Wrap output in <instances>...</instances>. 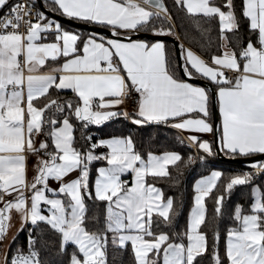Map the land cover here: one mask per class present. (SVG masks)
Masks as SVG:
<instances>
[{
	"label": "snow or ice",
	"instance_id": "6c2138e0",
	"mask_svg": "<svg viewBox=\"0 0 264 264\" xmlns=\"http://www.w3.org/2000/svg\"><path fill=\"white\" fill-rule=\"evenodd\" d=\"M174 3L188 16L208 23L204 28L199 19L196 22L202 39L211 32V21L218 19L221 54H212L211 63L183 44L174 45L176 58H169L167 42L160 37L173 36L178 41L179 35L163 0H51L47 5L51 12L99 25L111 34L92 33L86 39L45 11L34 12L35 0L11 6L9 0H0V9L8 8L0 17V244L8 240L13 212L20 218L17 234L25 227L29 233L27 250L17 245L11 255L5 251L0 264H42L40 248L47 241L43 231L34 232L41 225L58 235L59 252L74 246L67 264H108L109 243L120 249L130 243L135 264H161V253L162 264H201L205 255L212 264H264V192L252 185V172L225 177L213 169L201 176L194 184L186 231L172 234L181 242H170L169 235L159 229L174 227V199L165 198L162 189L146 178H170L169 166H188L193 157L149 151L145 159L130 134L93 141L82 131L88 143L76 146L72 118L87 129L122 117L134 125L155 122L216 135L219 151L233 158L264 157V0H242V17L256 36L255 42L250 36L246 44L239 35L234 0ZM141 31L156 39H134ZM226 33L232 34L231 40ZM50 35L51 42H42ZM49 61L54 66L41 73ZM180 71L188 79L178 76ZM197 77L209 85L189 82ZM50 90H71L78 100L52 98L39 106ZM133 91L137 94L134 110H121ZM213 103L221 118L215 130L210 122ZM38 136L44 139L37 144ZM188 139L207 156L215 155L210 141L196 134ZM98 148L107 151L97 153ZM29 156L36 158L31 180ZM199 159L203 162L205 157ZM99 161L105 164L95 169L93 181L91 165ZM249 166L256 174L264 173V159L253 160ZM73 173L75 178L66 179ZM125 174H131L130 183L122 179ZM50 180L59 188H50ZM245 185H252L250 209L246 213L239 203L234 206V226L226 230L221 254L219 225L211 243L201 230L206 223V198H214L219 220L225 194ZM86 201L105 205L103 226L97 230L86 226ZM92 219L100 224L98 216Z\"/></svg>",
	"mask_w": 264,
	"mask_h": 264
},
{
	"label": "trees",
	"instance_id": "16d2710c",
	"mask_svg": "<svg viewBox=\"0 0 264 264\" xmlns=\"http://www.w3.org/2000/svg\"><path fill=\"white\" fill-rule=\"evenodd\" d=\"M164 2L176 25L175 31L178 32L186 46L192 48L194 51L209 61H211L212 54H221V50L218 47L220 43L218 19L211 21V32L208 34L207 39H202L199 33L196 31V22L199 17L194 18L188 16L185 10L175 5L174 0H164ZM215 2L217 4H221L223 0H215ZM234 3L236 14L240 23L239 35L242 38V42L246 44L250 36L253 42H255V34H250L248 30V21L246 18L242 17V0H234ZM199 22L204 28L209 27L208 23H206L204 20L199 19ZM60 23L66 28L77 29L65 23ZM166 26L167 25H165V27ZM156 27H160V25L157 23ZM78 30L85 33H92L82 29ZM226 35H228L231 40L232 34L226 33ZM208 41H211V44L210 46L205 47ZM167 46L169 58L175 60L176 55L174 45L171 42H167ZM230 46L234 45L230 44ZM238 51L239 49L237 48V52ZM177 75L183 78L180 72H178ZM50 92V96L41 98L38 101L39 106H43V104L46 103L48 99L52 98H59L61 100L72 99L74 103L78 100L72 91L61 90L59 93H57L56 91L50 90ZM211 107L212 105L210 106V118L212 119ZM71 122L75 125L74 136L77 141L76 146L80 148H83L88 143L86 140L82 139V131L84 135L90 134L93 138V141H96L100 138L111 137L113 135L127 136L130 134L134 141L135 149L141 153L145 159L147 158V153L149 151L153 152L154 154H160L165 151H176L181 154L183 159H187L189 155L193 157L194 162L188 166H181L179 168L175 166H169L170 178L148 177L147 179V182L153 183L162 189L165 198L170 196L174 199V207L177 211V216L174 220V227H164L161 225V228L159 229L169 235L170 242L180 241V239L172 235L173 232L182 233L186 231L187 220L194 204V183L198 178L209 174L213 169L222 171V173L225 174V177L234 173H242L244 171L251 172L248 165H239L219 161L216 156L215 146V155L213 156H207L200 150L193 149L186 143L185 139L178 131L164 125L155 124L137 126L129 123L122 117L107 121L101 126L90 125L87 129H82V126L74 118L71 119ZM96 152H105V148H98ZM200 156L205 157L203 162L199 159ZM102 163L105 162H93L91 165V179L93 181L96 175L95 169L98 168V166ZM252 185L260 186L262 192H264V173H262L260 177L254 176ZM252 185L236 186L230 193L225 194V200L223 201V216L219 220L215 218L214 214V198H206V223L205 225H202L201 230L207 234L209 243H211L216 226L217 224L219 225V247L221 254H223L225 247L226 230L229 227L234 226V221L231 219L234 206L239 203L243 206V209L246 213L250 209V204L253 199L251 196ZM214 193L219 194V192L215 190ZM86 204L88 209L87 216L89 217L88 221L86 222V226L89 230H97L103 226L105 205L103 203H94L92 201H86ZM94 216L99 217L100 224H97L96 221L92 219ZM38 231H43L44 239L47 241V246L40 248V258L42 264H67L69 255L74 250V246H68L67 252L61 253L59 252V237L57 234L49 231L45 225H41L40 229H34V232ZM28 235L29 233L27 231V227H25V229L11 244L9 255H11V251L17 247V245L24 247L25 251L27 250L26 243ZM110 235L111 234H109V237ZM183 241L187 242L186 237L183 239ZM38 247L40 246L38 245ZM107 262L108 264H135L134 254L132 253L130 243L124 249H120L118 246H112L111 243H109L107 250ZM201 264H212V261L208 255H205Z\"/></svg>",
	"mask_w": 264,
	"mask_h": 264
},
{
	"label": "water",
	"instance_id": "95a60500",
	"mask_svg": "<svg viewBox=\"0 0 264 264\" xmlns=\"http://www.w3.org/2000/svg\"><path fill=\"white\" fill-rule=\"evenodd\" d=\"M39 7L41 8L42 11H45V13L47 15H49L50 17L56 19L59 22L65 23L67 25L73 26L77 29H82V30H86L92 33H98L101 35H107L110 36V32L108 29L102 28L99 25H94V24H87L83 21H78V20H73L70 19L68 17L62 16L61 14H58L56 12H51V10L45 5L43 0H36ZM164 2V0H163ZM165 3V2H164ZM166 5V4H165ZM135 38H140V39H147V40H154L156 39V37H154L150 32H143L141 31L140 33H138L136 36L133 37ZM160 39L165 40L166 42H171L173 45H178L181 44L180 40H176L175 37L173 36H164V37H160ZM175 48V55L178 51V49L176 47ZM181 76L183 77V79H188L187 77L183 76L182 71H180ZM189 82L192 83H196L200 86H208L209 82L201 79L199 77H197L195 80H189ZM212 121H213V127L214 130L220 125V119H219V111H218V105L216 103L212 104ZM218 137L216 135H214V146H215V150H216V156L217 159L219 161H223V162H228V163H234V164H239V165H250V163L253 160H258V159H264V157L261 156H256V157H241V156H236V157H230V156H226L223 152L219 151V145L217 143Z\"/></svg>",
	"mask_w": 264,
	"mask_h": 264
},
{
	"label": "crops",
	"instance_id": "0c3cea01",
	"mask_svg": "<svg viewBox=\"0 0 264 264\" xmlns=\"http://www.w3.org/2000/svg\"><path fill=\"white\" fill-rule=\"evenodd\" d=\"M44 1V3H45V5L47 6V4H51V0H43ZM78 21H80V20H78ZM59 22V21H58ZM64 27V26H63ZM65 29H67V30H69V31H72V32H74V33H79V34H81V36L83 37V38H87V36L88 35H90V34H92V33H85V32H82V31H80V30H78V29H73V28H66V27H64ZM54 39V37H52L51 35L47 38V40L46 41H42V42H51L52 40ZM184 46V45H183ZM185 48H187V49H191L194 53H196L197 55H199V56H201L200 54H198L196 51H194L192 48H190V47H188V46H184ZM202 57V56H201ZM205 61H207L208 63H211V61H209V60H206L204 57H202ZM60 63H62V60H60L59 61ZM54 65H53V63L52 62H48L47 63V67L46 68H43V69H41V73H43V72H45V71H48V69H50L51 67H53ZM41 73H36V74H41ZM123 74V73H122ZM25 75H27V73H25ZM57 76L59 75L58 73L56 74ZM227 75L228 76H230L228 73H227ZM66 91H71V90H66ZM120 109L121 110H123V105H121L120 106ZM219 111V110H218ZM219 119H220V124H221V118H220V115H219ZM210 122L213 124V121H212V119L210 118ZM164 125V126H167V127H170V128H172V129H174V130H176V131H178L182 136H183V138L185 139V141H186V143L189 145H191V142L189 141V139H188V137L190 136V135H192V134H196V135H198V136H200V137H202L203 139H205V140H208V141H210L212 144H213V150H214V135L213 134H199V133H190V132H188V131H183V130H178V129H175L174 127H171L170 126V124L169 125H165V124H163V123H155V122H150V123H146V124H143V125H137V126H147V125ZM107 138H110V137H107ZM42 139H44V137L43 136H38V137H36V141H37V144L39 143V141L40 140H42ZM197 147V146H196ZM107 151V149L105 148V152ZM137 151V150H136ZM201 152H203L202 150H200ZM160 154H162V153H160ZM36 164V158H35V156H29V158H28V160H27V177H28V179L29 180H31V178L35 175V171H34V165ZM105 163H102V164H100L98 167H100V166H102V165H104ZM217 170V169H216ZM210 174V173H209ZM209 174H207V175H209ZM75 175H76V173H73V174H71L70 175V177H68V178H66V179H70V178H75ZM96 175H97V173H96ZM95 175V176H96ZM206 176V175H205ZM126 177H128L129 178V183L131 182V179H132V177H131V174H125L123 177H122V179H124V178H126ZM94 179H95V177H94ZM146 179H148V177L146 178ZM199 179V178H198ZM197 179V180H198ZM196 180V181H197ZM195 181V182H196ZM195 184V183H194ZM156 186V185H155ZM49 187L50 188H52V189H58L59 188V184L56 182V181H54V180H50L49 181ZM158 187V186H157ZM26 195H30V193H26ZM9 197V196H8ZM12 197H9V199H11ZM155 215V214H154ZM190 215V214H189ZM12 218H13V227L9 230V232H8V240L7 241H5L4 242V252H3V254L5 253V251H7L8 250V244H9V242H11V243H13V241H12V237L15 235L16 237L22 232V231H20L18 234H17V229L20 227V218H19V216L18 215H16L14 212H13V214H12ZM177 242H181V241H177ZM184 242V241H183ZM185 244L187 243V242H184ZM3 259V258H2Z\"/></svg>",
	"mask_w": 264,
	"mask_h": 264
},
{
	"label": "built area",
	"instance_id": "2783aa9c",
	"mask_svg": "<svg viewBox=\"0 0 264 264\" xmlns=\"http://www.w3.org/2000/svg\"><path fill=\"white\" fill-rule=\"evenodd\" d=\"M26 0H9V5L11 6L12 4H16V3H25ZM28 2H31V0H28ZM35 3H36V7L33 8V11H37V10H41V8L39 7L37 1L35 0ZM42 11V10H41ZM8 12V8H4V9H0V17H3L5 13ZM47 15V14H46ZM52 18V17H51ZM54 19V18H52ZM56 20V19H55ZM21 31H24V28L23 26L21 27L20 29ZM178 34V33H177ZM180 38V37H179ZM183 45H185L184 42H182ZM122 74V73H121ZM228 74L230 76H233L234 73L233 72H228ZM123 75V74H122ZM132 99L131 100H125L124 104H123V110L125 111H128V112H132L134 110V107H135V104H134V101L136 100V97H137V94L133 91L132 92ZM129 123H131L129 120H127ZM132 124V123H131ZM190 145V144H189ZM193 149L195 150H199L195 145H190ZM249 169L251 170V172L253 173L254 176L256 177H260L261 174H256L255 172V169L254 168H251L249 165H248ZM123 180H126V181H129V178L126 177L124 178ZM5 199H9L8 196H5Z\"/></svg>",
	"mask_w": 264,
	"mask_h": 264
},
{
	"label": "rangeland",
	"instance_id": "374dc122",
	"mask_svg": "<svg viewBox=\"0 0 264 264\" xmlns=\"http://www.w3.org/2000/svg\"><path fill=\"white\" fill-rule=\"evenodd\" d=\"M176 33H178L177 31H176ZM179 35V34H178ZM180 37V36H179ZM179 40H180V42H181V44H183L182 42H183V40L181 39V37L179 38ZM186 45V44H185ZM184 45V46H185ZM257 186V185H256ZM12 244V243H11ZM16 248V247H15ZM14 248V249H15ZM13 249V250H14ZM8 251V253H9V249L7 250ZM3 252H4V243L3 244H0V260H2V258H3V256H4V254H3Z\"/></svg>",
	"mask_w": 264,
	"mask_h": 264
}]
</instances>
